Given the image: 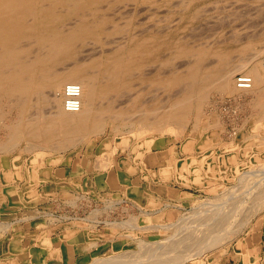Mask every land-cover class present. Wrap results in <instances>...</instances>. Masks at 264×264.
Listing matches in <instances>:
<instances>
[{
  "label": "bare ground",
  "instance_id": "6f19581e",
  "mask_svg": "<svg viewBox=\"0 0 264 264\" xmlns=\"http://www.w3.org/2000/svg\"><path fill=\"white\" fill-rule=\"evenodd\" d=\"M148 1L150 0H0V168L4 172V181L0 185L6 184L5 186L10 189L11 186L18 184H34L33 178H39L41 183L46 184L47 181L43 175L50 170L63 168L59 165L61 163L57 164L59 161L57 158L51 160L52 169L48 166L50 169L39 171L41 172L39 174L38 170L44 169V165L39 167L40 163L44 161L47 154L52 155L51 153L68 150L77 152L81 150V145H86L93 137L103 135L109 124H113L112 131L122 127L131 128L129 130L131 133H129L133 138L137 136L139 142L134 145L128 139L126 144L125 142L118 144L119 149L115 146L114 149L107 150L106 148H109L112 143L109 139L104 140L101 147L107 150V155L105 153L103 155L106 157L100 155V158H104H101L104 162L99 164L97 163L99 161H96L97 165H94L96 172L99 167L102 171H107L117 164V155L124 152H129L131 156L134 154V157L127 155L126 159L121 160V164L129 172H135L138 166H143L144 155L153 152V149H165L166 142L161 141L162 136L170 134L178 138L182 137L190 120L195 119L197 125L195 123L191 138L183 146L186 151L192 150L195 133L199 132L198 127L201 124L206 126L208 124L207 120H202L201 108L206 103V94L210 88L224 94L231 93L235 102H246L249 96L252 106L254 104L255 110L262 111L260 116L263 115L264 68L262 56L260 58L259 54L264 50L258 52L255 49L256 51H253L252 43L245 44L242 48L245 51L249 50L250 52L247 53L249 55L241 56L239 60L242 62L235 66L231 61L233 57L227 60L229 54L222 49L223 52L218 50L213 53L219 57L217 64H211V66L205 64V59L212 55V52L203 47H183L178 50V56L194 57L195 61L184 64L183 70L176 65L177 69L174 71L164 72L167 76H163V72L159 69L154 68L153 70L152 66L150 69L152 71H149L147 75L146 73L145 76L140 75L145 78L144 81H149L151 86L160 87L163 90H178V92L174 90V93L169 94L167 99H164L161 108L158 106L157 111L155 110L157 108H151L152 102V104L160 103L156 101L157 99L145 100L143 92H140L142 94L134 92L135 94L132 95L129 91L134 90L132 79L137 71L140 72L142 67L148 68L147 63L154 64L163 48L160 42L158 44V40L162 37L160 30L156 29L158 32L150 34L136 33L137 28L134 26L132 28L129 23L135 21L130 17H137L139 6L145 5ZM141 25H144V22L138 23V26ZM160 65L162 64L159 63ZM242 69L247 71L243 76L251 78L250 88H239L237 81L233 78L236 71ZM68 85L79 87L76 92L72 93L80 101L78 110L67 111L65 109ZM127 91L131 95L129 93H126V96L123 95ZM126 106H131L129 114L133 111L129 115L130 119L124 117L128 114L125 111ZM214 120L215 125L217 118ZM135 125L138 128H135ZM258 126H260L259 123ZM224 130L226 136L231 138L238 137L242 131L238 126L231 130L226 127ZM155 134H159L160 137L156 139ZM235 146L234 142H230L226 143L225 148L235 150ZM144 149H146L145 152ZM37 151H43L46 155H34L32 162L35 165L25 159L21 161L10 159L13 153L22 157L26 153H37ZM205 156L197 157L198 161L203 162ZM235 156L236 154L229 158L234 159ZM130 157L133 158L135 164L130 161ZM63 159L62 165L66 166L79 165V163L85 166L92 164L86 155L71 164L66 157ZM225 159L228 157L225 156ZM188 160L187 156L185 165L184 163L181 165L182 169L190 163ZM178 161L175 160V167ZM12 167L16 169L11 170ZM24 170L27 171L26 175L23 173ZM254 173L256 172L253 171ZM257 175L259 174L256 173L255 176ZM253 176L248 173L246 182H251ZM199 178L197 175L196 180ZM262 180L264 183V179ZM262 183L250 184L253 190L250 188L251 191L248 190L246 194L253 196V201L250 196L249 200L253 202L254 210L259 213L264 209V184ZM236 190L234 189L235 192ZM234 191L224 194L233 195L231 199L225 197L226 200L223 198L219 204L208 201L201 205L198 211H192V214L186 215L188 217L184 216L177 220L179 222L170 223L171 225L167 226L161 225V227L159 225V228L166 230L171 227L175 229L174 235L164 241L145 244L142 240L133 238L135 241L129 245L137 244V251L118 252L114 256L111 254V257L109 253L104 254V252L101 253L103 256H98L99 250L102 249L91 247L84 251V253L89 252L85 264H184L208 251L221 248L230 243L239 231L251 222L249 216L245 217V214H241L244 203L248 204L251 201L237 199L238 196H234L237 193ZM241 191H238L240 196ZM243 191H246V188ZM233 197L236 198L232 199ZM248 206L245 207L248 208ZM94 212L95 215L99 213L96 209ZM245 212L248 215V209ZM137 218L138 216L133 217L125 225L139 228ZM5 224H0V233L10 228L11 224ZM235 249L244 252L243 259L245 262L249 261L247 243L239 240ZM197 259L200 261L199 258ZM11 263L23 264L16 256H13Z\"/></svg>",
  "mask_w": 264,
  "mask_h": 264
},
{
  "label": "rangeland",
  "instance_id": "374dc122",
  "mask_svg": "<svg viewBox=\"0 0 264 264\" xmlns=\"http://www.w3.org/2000/svg\"><path fill=\"white\" fill-rule=\"evenodd\" d=\"M138 11L139 12L137 14L135 13L137 16L136 18L132 16L130 17L131 19L134 18L135 20L134 22H129L131 27L133 28L134 26L135 28H137L135 29L136 33L145 34L158 32V30H160V36H162L163 38L161 37L159 39L160 41L158 40V44L160 42V45L163 47V51H160L157 61L154 64L147 63L146 67L148 68L144 69V67H142L139 70L140 72L137 71L138 74L136 73V75L132 79L134 90L132 89L133 91L130 90L129 92L132 95L137 92H143V98L145 100L152 99L153 101L157 99L156 101H159L160 103H151V108H157L155 109L156 111L161 108L160 106L165 101L164 99H167L169 94L174 93L175 91L178 92V90L174 89L175 91H168L165 89L163 90V88L160 87H155L153 85L151 86L149 84L150 82L144 81L143 79L145 78H142L140 75H147L149 71H152L150 70L152 66L153 70H155L154 68H156L159 69L160 72L162 71L163 76H167L166 74H164V72L168 73L171 70L174 71V69H177L175 68L176 65V67H178L180 70H183L185 68L184 64L186 65L187 63L194 62L195 58L178 56L177 51L181 48L203 47L210 49L212 55L207 56V58L205 59V64L210 66L211 64H217L219 57L213 53L217 52L218 50H224L229 54L227 60H231V56L233 57V60H231L233 66L242 62L239 60L241 56L247 57L249 55L247 54L250 52L249 50L245 51L242 49L245 47V44L247 45L252 43L253 51L255 49L258 52L259 50H264V0H150L145 5L139 6ZM139 22H144V25L138 26ZM156 29L158 30L156 31ZM174 47L176 48L175 51ZM235 55L237 56L235 57ZM259 55L260 58L261 56L264 57V51ZM191 58L192 60L190 61ZM159 63L162 65L159 66ZM246 73L247 71L245 69L236 71L235 77L233 75V78L236 80L237 75H245ZM234 79L232 81L233 84ZM129 92L127 91L122 94L125 95ZM130 93L129 95H131ZM230 94L231 93H221L214 88H210L207 91V100L201 108V116L202 120L205 119L208 121V124L207 126L205 124H201V126L199 125V132L197 134L195 133V140H193L192 150L186 151L184 150L183 146L185 145L186 141L191 138V134H193L195 123L197 125V121L195 119L190 120L191 122L183 131L184 134L182 135V137L178 138L177 136L166 134L165 137L162 136L161 138V141L166 142L165 149H153V152L147 153L149 155V158L147 157V154L144 155V159L146 160H151L153 155L156 156L155 152H159L160 157L161 155H165V157L167 158L165 181L172 180L180 184L179 180H182V185L192 188L191 195L186 197V199H172L169 201L166 200L167 203L159 205V207H162H160V209L158 208V211L154 212L152 211L153 209H145V207L141 205H132L131 203L122 202V199L115 196L104 197L101 194V197L99 195V198L97 200H94L84 195V193L80 195L76 194V197L75 194L70 193L66 196L67 199H60L62 200V204L60 206L56 205L53 209L51 207V209L48 210V208L46 207L42 208L41 206H39L40 208L38 207L37 209H26L25 207V210L15 211L16 209L11 208L6 201L9 199V189L5 186L6 184L4 186L0 185V224H11L10 228L7 231L0 233V264H10V261L13 258L8 249L10 240L13 239V243L15 244L17 234L20 235V232H22L23 234L25 231L29 233L30 230L38 229L37 227H39V229L48 226L68 227L69 229H75V231L84 229L96 231L99 229L103 233L105 232V234L109 235L106 239H111L115 242V248L112 249L110 246L102 247L100 248L102 250H99L100 252L98 256H103L101 255V253L104 252V254L109 253L108 255H110L111 257V254L114 256L118 252L121 253L124 251H137V244L133 243L134 245H129L132 244L133 241H135L133 240V238H138L145 244H153L166 240L171 235H174L173 232H175V229L171 227L169 230H166L165 228H159V225L161 227V225L167 226L171 225L172 223L179 222L177 220L184 218V216L188 214L190 215V213L192 214L194 211H198V208L201 205L206 204L208 201H214V203L219 204L221 203L220 200H222L223 198L225 199V197H229L228 199H231L233 195L226 196L224 194L233 192L234 189H237L236 192L234 191V193H237L234 195L238 196H236L237 199L242 201L248 200V202L251 201L253 199V196L249 195L250 198L252 197L251 200H249V196L246 195L249 192L248 190H250V188L253 190V186L251 187L250 184L258 185L259 183H262V179H264V174H261L264 172V117H262L264 113L260 116L262 111L258 109L257 111L255 110L254 104L252 106L249 96L246 98V102H235V99ZM160 99H162L163 101H161ZM130 107L131 106H126L125 108L126 113H128L127 116H124L126 119L131 118L129 115L132 114L133 111L129 114V112L131 111ZM191 118H193V116ZM216 118L217 125H214L213 120H216ZM258 123L260 126H258ZM236 126L242 129L240 135L236 138H231L227 135L230 138L228 139L224 128L228 127L231 130ZM136 127L137 125H135V128ZM112 128L113 124L107 125L105 133L103 135L93 137L86 143V145H81V150L77 152L74 150H68L60 153H51L52 155H46V153L43 151H37V153H26L22 157H19L17 153H13L11 154L10 159L15 161L17 159H19L20 161L22 159H25L27 160V162L34 164L32 162V158H34V155H46L44 161L40 163L41 165L39 166L37 164V166L39 167H43L44 165V169H39L38 172L47 171L48 169H50L51 166H53V164H51V160L57 158H59L57 164L61 163L59 165L64 166L65 164L62 165V163H64L63 157H66L67 161L71 164L74 163L76 159H82L86 155L91 160L92 165H97L96 161H99L97 163L100 164L103 161L102 159H104L103 157H106L105 155H107V150L114 149L115 146H118V144L120 145L121 142H125L126 144V141L128 139L131 143L133 142L134 145L138 144L139 142L137 136L133 138V136L130 134L131 132L129 130L131 128L122 127L115 131H112ZM158 136L159 134H155L156 139L160 137ZM106 139H109L111 143L114 144H110V149L107 147V150L101 147L102 142ZM230 142H234V144L236 145L235 150H228V148H225L226 143ZM201 145H203L202 148ZM119 148L120 146H118L116 149ZM145 151L146 149H144V152ZM104 153L105 155H103ZM234 154H236V158L234 157V159H230L229 157L234 156ZM100 155L103 156L101 157L102 159L100 158ZM118 155L116 158L118 161L124 160L128 156H131L129 152H124ZM204 155L206 156L204 157L203 162L198 161L199 158L197 159V157ZM187 156L189 158L188 162L190 163L186 165V168L182 169L181 165L183 163L185 165V158H187ZM225 156L226 158L228 157V159H225ZM131 157H134V154ZM131 157L130 159L133 161V158ZM175 160H179L177 167H175ZM48 166H50V168H48ZM13 169L15 170L16 168L12 167L11 170ZM97 170L98 172L102 171L100 167L97 168ZM253 171L259 175L255 176L256 173H254V175ZM176 172L178 174V177H175ZM23 173L24 175H26L27 171L24 170ZM40 173L41 172H39V174ZM248 173L251 176L254 175L253 179L250 180L251 182H249L248 180V182H246ZM3 175L4 172L0 168V184L2 183V181H4ZM197 175H199L200 177L198 180H196ZM258 176H260L262 179H259L260 177L257 178ZM255 177L259 180H257ZM38 179L39 178H33L36 184L41 183ZM242 186L245 187L242 188ZM245 188L246 191H243L245 190ZM39 189L40 188H36L33 191H30V197L41 195L42 191H40ZM240 190H242L240 192V194L242 193L241 196L238 195V191ZM236 197H233L232 199ZM252 201L248 204L246 203L247 205H249L248 208L245 207L247 205L244 203V208L241 212V214H245V217L249 216V219L251 221L246 226V228L242 229L243 231L240 230L239 234L237 233L238 235H236L235 238H233V240H231L227 245H224L221 248L213 249L211 251H208L204 255L197 257L200 259V261L195 258L187 261L184 264H217L219 263V261H222L224 259L227 260L229 256H233V259L235 260H242L244 258V252L235 249V245L239 240L247 243L248 248H251L253 242H259L263 246L264 209L260 210V213L259 211L256 212V210H254L253 208L254 206ZM250 203L252 204L250 205ZM35 206L36 205H34V207ZM249 208L252 210H250ZM95 209L96 211H99V213H97L96 215L94 212ZM246 209H248L250 215L249 213L247 215V212H245ZM48 211L53 212L46 213ZM91 215H94L96 218ZM135 216H138L137 226L139 228H132L130 226H127L128 224L125 225L127 221H129L133 217L135 218ZM86 217H88L89 220ZM94 219L95 221H93ZM151 226H153V228H151ZM14 247H16V244ZM251 251H253V249H251L250 252ZM12 253L16 254V251ZM243 260L245 262V259Z\"/></svg>",
  "mask_w": 264,
  "mask_h": 264
},
{
  "label": "crops",
  "instance_id": "0c3cea01",
  "mask_svg": "<svg viewBox=\"0 0 264 264\" xmlns=\"http://www.w3.org/2000/svg\"><path fill=\"white\" fill-rule=\"evenodd\" d=\"M155 155L151 160L144 159L145 166H138L133 173L129 172L121 164V161L103 172H96L92 164L86 166L74 164L60 167L61 169L58 168V170H50L46 175H43L47 181L46 184L11 186L12 188L10 187L8 192L9 199L6 201L11 208L16 209L15 211L25 210V207L26 209H37L39 206L49 210L56 205L60 206L62 204L60 199H67L66 196L70 193L78 195L84 193L94 200H97L99 195L100 197L102 195L104 197L115 196L122 199V202L141 205L145 209H153L152 211L155 212L162 207L159 205L167 203L166 200L186 199L191 195L192 189L182 185L183 181L179 179L177 180L180 181V184L172 180L165 181L167 158L165 155L160 157L159 152H155ZM147 157L149 158V155ZM131 162L135 164L134 161L131 160ZM176 176L178 177L177 172ZM36 188H40L42 194L30 197L29 192ZM34 205L36 206L34 207ZM25 232L21 233L20 237L17 234L16 247H14L13 239L8 244L11 255L16 256L23 264H85L89 257L87 256L89 252L84 253L86 249L91 247L100 249L105 246L115 248V242L106 239L109 235L99 229L96 231L89 229L75 231L68 227L48 226L30 230L29 233ZM89 245L90 247H88ZM248 249H253L251 252L249 250L248 262L241 259L235 260L233 256H229L227 260L224 259L217 264H264V245L253 242L251 248ZM11 251H16V255Z\"/></svg>",
  "mask_w": 264,
  "mask_h": 264
},
{
  "label": "built area",
  "instance_id": "2783aa9c",
  "mask_svg": "<svg viewBox=\"0 0 264 264\" xmlns=\"http://www.w3.org/2000/svg\"><path fill=\"white\" fill-rule=\"evenodd\" d=\"M262 66L264 68V57H262ZM236 81H237L236 84L239 88H250L252 84L251 78L245 77L243 76V74L237 75ZM78 88L79 87L76 85H68L67 87L68 97L65 100V109L67 111L78 110L80 107L79 99L76 96H74V94H72L73 92H76Z\"/></svg>",
  "mask_w": 264,
  "mask_h": 264
}]
</instances>
